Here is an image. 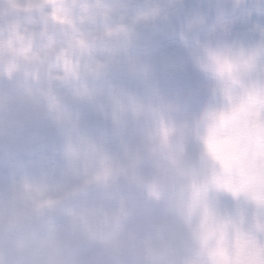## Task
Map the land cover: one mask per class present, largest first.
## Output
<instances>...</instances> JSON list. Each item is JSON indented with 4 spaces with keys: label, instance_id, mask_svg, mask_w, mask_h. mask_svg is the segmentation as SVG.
<instances>
[{
    "label": "clouds",
    "instance_id": "1",
    "mask_svg": "<svg viewBox=\"0 0 264 264\" xmlns=\"http://www.w3.org/2000/svg\"><path fill=\"white\" fill-rule=\"evenodd\" d=\"M0 264H264V0H0Z\"/></svg>",
    "mask_w": 264,
    "mask_h": 264
}]
</instances>
